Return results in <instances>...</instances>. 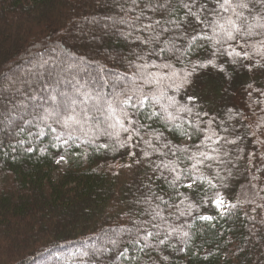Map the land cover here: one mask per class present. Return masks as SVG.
<instances>
[{
	"label": "trees",
	"instance_id": "16d2710c",
	"mask_svg": "<svg viewBox=\"0 0 264 264\" xmlns=\"http://www.w3.org/2000/svg\"><path fill=\"white\" fill-rule=\"evenodd\" d=\"M122 2L0 0V80L55 48L76 65L68 78L91 80L81 91L101 90L106 101L117 75L134 78L129 62L157 65L147 69L151 85L137 84L159 99L145 101L135 127L91 98L78 102L71 128L49 119L56 133L42 124L31 135L27 124L15 136L0 130V264H264V5L244 0L237 23L253 25L252 35L221 46L204 39L210 28L176 27L187 12L181 0H167L166 13L144 8L143 23L161 21L154 32L110 27L124 16ZM157 33L158 44L136 39ZM233 49L241 56H229Z\"/></svg>",
	"mask_w": 264,
	"mask_h": 264
},
{
	"label": "snow or ice",
	"instance_id": "6c2138e0",
	"mask_svg": "<svg viewBox=\"0 0 264 264\" xmlns=\"http://www.w3.org/2000/svg\"><path fill=\"white\" fill-rule=\"evenodd\" d=\"M215 6L212 8L208 7V4L204 0H181L182 7L187 9L185 19L181 24H177L176 27L184 31L191 29L193 33H198L200 30H207L210 28L213 32L212 37L205 36L204 39L215 40L217 45L223 44L225 41L237 40L240 35L251 36L253 25H248L246 28L242 24H238L242 16V12H237L236 9H245L248 7V3L244 0H210ZM258 3L264 5V0H257ZM130 4L131 6H126ZM142 6V7H141ZM139 8L138 14L136 13ZM144 8H151L154 11L163 10L165 13L168 11V2L153 4V0H124L120 4L121 12L124 16L119 19H113V24L110 27L116 25H128L130 29H136L137 31H155V25H160L161 21L156 20L154 22L149 18V23H143L145 18ZM229 12L236 16V20L232 19L231 15H227ZM129 13L133 15L129 16ZM213 17L214 19L210 18ZM221 21H224L221 23ZM165 24L170 21L165 20ZM201 26H206L202 29ZM264 28V24L259 25ZM168 28L162 27L161 32H167ZM131 35V32L128 33ZM142 44L157 43L160 39V34L157 33L155 36L136 37ZM195 41L196 35L192 36ZM231 47V45H229ZM164 51L161 49V52ZM173 51H176L173 46ZM153 52L155 50L153 49ZM217 52L223 54L221 48H217ZM46 53H56V56ZM143 49L141 53L137 54L138 60H144ZM158 54V53H157ZM216 53H213L215 55ZM39 59L32 57L27 58V66L20 68L19 72L14 74L10 81L0 80V130H3L8 135H18L17 129L20 132L24 131L23 124L29 125V134L31 135V127H39L40 124L43 127L50 129L52 133H56V128L52 124L60 125L63 128H71L74 122L80 123V119L77 118L76 105L79 103L87 104V99L95 98L98 102L107 103L109 109V116L115 117L117 110L120 111L123 121L133 125L135 127L136 121L133 117L143 107L145 101H154L159 104V99L151 94V92H144L140 84H137L139 80L143 85H151L152 77L154 74L147 71L149 67H157V65L149 64L147 62L137 64L135 62H129V68L133 69V79H129L127 74L121 76L117 75L114 82L111 83V87L114 89V94L111 100H105L104 94L101 90L86 89L88 84L92 81L89 80L85 83H80L75 75H71L68 78L70 68L76 67L73 63L68 62L66 59L61 60L57 49L44 48L42 51L36 54ZM229 56L240 57L241 53L236 52L235 49L228 53ZM243 58H248V53L245 52ZM211 63V60H209ZM206 65H200L205 67ZM159 67L170 68L171 65L163 64ZM175 75V73H173ZM191 73H184L181 78L183 83H188V77ZM7 83V87L5 84ZM104 83H108L105 81ZM131 86V87H130ZM182 86V85H181ZM70 89V90H69ZM119 89V91H116ZM131 93V94H129ZM139 93V95H137ZM84 96L86 99L79 101L80 96ZM173 104H176L175 98H169ZM189 99H192L189 97ZM99 110V109H97ZM179 111H191L190 108L180 107ZM89 109H81V113L85 120L88 118ZM103 114V113H101ZM151 115H155L152 113ZM148 118H151L150 116ZM51 119L52 124L47 123ZM124 122L117 118L115 124H118L125 132H129L128 128L124 127ZM109 127H115L113 124H109ZM106 134V133H102ZM45 132L43 128L36 133L35 138L44 136ZM67 140L62 141L63 144H67L69 140L73 139L72 132L67 133ZM57 141L61 140V135L55 136ZM131 139V136H129ZM22 143V141H17ZM10 147L12 145H9ZM56 145H53L55 147ZM124 147V144L120 145ZM100 147H106V145H100ZM26 151L31 152L32 148L29 147ZM147 155V153H145ZM205 156V159H211L206 154L201 153ZM64 156H60L59 163L64 160ZM174 171V169H173ZM179 179V176L176 177ZM217 206L223 203V201L217 199L213 201ZM203 219H209L203 217ZM160 243H164L163 240ZM87 255V253H83Z\"/></svg>",
	"mask_w": 264,
	"mask_h": 264
},
{
	"label": "rangeland",
	"instance_id": "374dc122",
	"mask_svg": "<svg viewBox=\"0 0 264 264\" xmlns=\"http://www.w3.org/2000/svg\"><path fill=\"white\" fill-rule=\"evenodd\" d=\"M59 165H60V169H63V168L65 167V162H64V160H61V161L59 162ZM221 201H222V200H221ZM224 206H225V203L223 202V203L220 204L218 207L222 210Z\"/></svg>",
	"mask_w": 264,
	"mask_h": 264
}]
</instances>
